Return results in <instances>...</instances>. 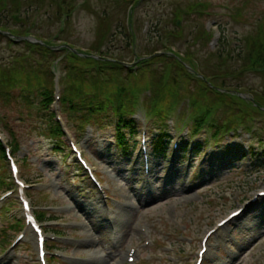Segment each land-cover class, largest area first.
Returning a JSON list of instances; mask_svg holds the SVG:
<instances>
[{
    "label": "rangeland",
    "instance_id": "374dc122",
    "mask_svg": "<svg viewBox=\"0 0 264 264\" xmlns=\"http://www.w3.org/2000/svg\"><path fill=\"white\" fill-rule=\"evenodd\" d=\"M58 4L63 6L58 0L40 1L36 16L28 18L29 22L34 24L33 31L37 30V34L49 39L50 44H59L61 40H66L85 51L95 47L98 41L96 27L99 25V16L104 15L111 29L109 28L110 36H107L101 45H107V51L110 48L116 49L114 53L117 56L125 55L127 67L133 65L137 55L145 54L144 48L150 38L149 32L157 29L159 35L166 36L164 33L175 32L179 28L184 31L183 39L180 41L170 37V45L178 53L184 52L189 45L200 72L204 71L205 74L210 75L218 73L217 58L212 53L222 45L232 53V59L226 60L227 66L239 68L241 64L234 56L235 53L240 47L245 46L243 43L245 38L254 37L258 26L264 25V0H142L131 11L130 4H117L114 0H67L63 6L64 13L69 14L71 7L73 5V8L75 7L71 24L56 38L60 30L56 17L59 14ZM194 5L197 6L188 13L186 7ZM177 10L183 12V20L179 26L174 25ZM128 13L133 16L131 25H126ZM51 16L52 21H50ZM146 26L149 30L147 33ZM123 27L124 32L116 36L117 39L114 41V35ZM200 30L205 31L207 35L194 41V35ZM130 34L136 36L132 54L129 50H125ZM111 39L113 42L110 41ZM214 39L218 41L213 46L210 42ZM154 47V44L150 45V49ZM99 49H103L102 46ZM16 50L22 53L21 48ZM8 53L10 50L5 46V42L0 41V65L8 62L4 61ZM43 60L49 63L51 68L56 64V69L60 68L62 71L63 91L64 86L66 87L64 67L68 65L62 60V53L59 51L54 56L43 57ZM160 65L163 66L164 62L155 64L153 69L161 68ZM243 72L237 78L218 77L230 87L237 84L238 89L241 90L244 88L264 90V75L252 71ZM189 87L192 88V84ZM145 95L146 93L140 94V99H144ZM167 97L175 100L177 94L170 90ZM247 97H249L247 100L252 99L250 94H247ZM186 99L188 106L190 101L188 95ZM30 101L37 102L35 92L31 95ZM177 104H181V109H184L185 100H179ZM174 112L171 121L175 124V128L170 126V121L168 125L165 123V131L178 139L181 144L187 142L194 146L202 145L201 155L205 154L206 158V154L211 152V149L214 150L216 159H213L212 164L208 166L207 161L204 162L205 165L198 163L201 155L193 156L189 165L187 159L184 161L182 159L177 172L167 181L162 178L163 172L160 169L162 165L160 160L156 159L154 175L157 181L152 195L145 194V188L141 192L142 180L139 174L141 170L138 166H133L134 160L132 162L129 157L116 152L113 140L114 123L100 117L97 120V124L101 126L98 132L93 133L90 128L83 134L71 130L79 145L85 148V155L95 166L98 177L102 176L100 177L102 184L106 185L107 195L112 200L110 208L115 213L117 206H124L125 219L118 223L120 242L116 248H113L107 242L106 231L96 228L93 218L84 216L79 211L81 207L76 203H98L95 190L82 177L77 176V167L71 159L65 158L64 153L53 151L52 142L44 134V120L40 119L37 109L27 103L18 88L11 91L7 101L0 98V131L9 138L7 129H11L12 134L17 136V141L21 145L20 152L15 156L18 161L25 156L28 159L26 164L22 165L23 176L33 185L35 184L32 189L45 190L44 193L33 194L37 209H41L42 206L62 207L65 209L63 213H55L54 217L48 213L45 218L55 219L59 223L82 222L88 226L86 230L60 231L63 235L84 237L89 240L91 246L88 249L73 251L65 246H56V248L53 246V249L67 250L69 254L77 252L79 255L93 258H96L93 253L97 252L103 264H123V255L129 246L135 245L144 249L141 245L144 237L137 233V227L148 223L152 231L150 237L154 242L153 246L145 249L140 264H192L204 233L229 211L248 200L256 191L264 189V115L257 111L253 113L255 118L252 122L251 119L242 120L247 127L253 128L252 131L255 133L253 137L244 131L234 138L222 136L212 147V144L208 143V132L201 131L192 136V122L186 120L181 126V120L178 118L180 111ZM139 113L142 114L141 123H145L148 129L151 145L159 135L158 131L163 130V126L149 117L144 120L143 112L139 111ZM61 114L71 128L73 124L68 122L63 112ZM215 115L220 116L221 112ZM137 138L136 136L129 140L130 147L137 143ZM32 141H35V144ZM225 143L235 146L233 147L235 149L229 153L225 152ZM150 149L152 150V146ZM196 154L195 149L194 155ZM166 162L164 159L163 166ZM259 165L261 171L256 172ZM107 170L115 176L114 181L107 177ZM0 173H3V170H0ZM4 190L0 189V194ZM15 208L16 205L9 211L2 212L5 214L0 213V232L5 231L4 236L0 234V252L9 245L18 232L9 228L11 218L18 217L19 214ZM256 215L258 219L255 218ZM233 223L234 225L226 226L220 232L221 238L218 241H210V252L205 264H264V200L254 205ZM53 224L55 223L49 222L46 225L52 227ZM31 251L27 246L18 247L14 259L9 264H34V254ZM50 264L59 263L54 261Z\"/></svg>",
    "mask_w": 264,
    "mask_h": 264
},
{
    "label": "trees",
    "instance_id": "16d2710c",
    "mask_svg": "<svg viewBox=\"0 0 264 264\" xmlns=\"http://www.w3.org/2000/svg\"><path fill=\"white\" fill-rule=\"evenodd\" d=\"M60 1V3L64 4L65 0ZM128 1L135 2L136 0ZM33 2L34 0L25 2H20V0H0V31L8 32L13 36L27 37L30 28L27 19L28 14L25 12L23 14L24 18H21V14L18 12L26 4L29 5ZM192 8L190 6L189 11H192ZM57 9L59 13H62L63 8L60 5H57ZM105 28V20L100 19L97 35L101 37ZM176 34L178 35L179 33L177 32ZM34 38L43 41L46 46L27 42L16 44L10 38L0 34V40H5L7 48L16 46L23 50L20 54L18 52L13 54L10 64L0 66V96L7 99L14 88H19L27 99L30 97L29 95L35 92L38 102L33 107H39L38 111L42 119L48 124L50 137L57 138V145L61 147L63 146L61 133L53 121L49 107L52 100V74L49 65L45 62L42 63L40 60L42 56L50 53L47 47L48 41L38 35H34ZM244 41L245 46L240 47L234 55L241 64L239 68L229 67V69H224L221 72V67L226 66V60L232 59V55L227 53L224 47L219 49L217 52L219 60L218 73L240 76L244 70L263 69L262 71H264V28L258 26L255 36L247 37ZM126 48L128 50L129 43H127ZM155 51L157 50L151 51L147 48L145 55H151ZM224 54L226 55L223 56ZM64 56L65 62L70 66L65 77L68 86L62 103L68 108L69 118L77 121L79 125H83L88 123L92 117L102 115L109 108L117 118L116 142L123 150H125L126 146V130L130 135L134 133L133 122L127 118V115L131 113L133 96L143 89H149L151 95L146 99L145 109L156 117L162 118L168 106L167 93L169 94L170 90L178 89L180 77L186 82H191V79H195L197 82V84L196 82L193 83L192 89H186L191 101V113L194 116L196 126L203 124L208 114L217 107L221 105L225 107L223 121L215 120L210 125L213 138H216L220 132H225L235 126L238 120L249 119L254 112L264 111V90L257 94L254 89H249V93L253 96V101L245 102L236 94L239 92L236 89L237 84L232 87L221 84L216 85L215 77L217 76L215 75L212 78L215 79L214 82L212 79L210 81L203 80L191 75L183 67L182 63L174 58H170L171 67L168 68L169 65H166L162 78H157V74L151 70V62H147L135 76H133L132 72L127 71L126 76L119 80L120 73L125 70V67L121 64L124 61L123 58L113 57L112 59L117 62L104 64L92 59L77 57L67 50H64ZM123 56L126 58L125 55ZM184 56H186L187 62H190V53L187 52ZM181 61L183 62L185 59ZM85 69H91V71L87 73ZM148 74H150L151 78L155 77L151 86L145 80ZM200 75L204 79L208 78L205 73H200ZM163 78L168 79L165 84L161 83ZM214 88H220L227 92L216 94ZM28 103L32 105L31 101H28ZM76 113H79L80 116L76 117ZM161 146L160 142H158L156 148ZM3 158V150L0 146L1 161H3ZM2 186L3 184L0 182V188ZM39 217L43 218L44 214L39 213ZM14 227L13 225L10 228ZM2 236H4V232Z\"/></svg>",
    "mask_w": 264,
    "mask_h": 264
},
{
    "label": "bare ground",
    "instance_id": "6f19581e",
    "mask_svg": "<svg viewBox=\"0 0 264 264\" xmlns=\"http://www.w3.org/2000/svg\"><path fill=\"white\" fill-rule=\"evenodd\" d=\"M125 213H122L119 208H117V211L115 212L116 221L122 222L125 219ZM95 256H99L97 252L94 253Z\"/></svg>",
    "mask_w": 264,
    "mask_h": 264
}]
</instances>
